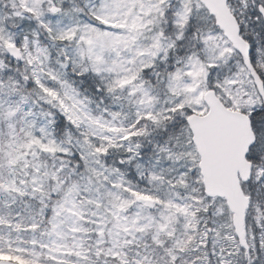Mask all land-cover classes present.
<instances>
[{
    "label": "snow or ice",
    "instance_id": "6c2138e0",
    "mask_svg": "<svg viewBox=\"0 0 264 264\" xmlns=\"http://www.w3.org/2000/svg\"><path fill=\"white\" fill-rule=\"evenodd\" d=\"M0 264H264V0H0Z\"/></svg>",
    "mask_w": 264,
    "mask_h": 264
}]
</instances>
